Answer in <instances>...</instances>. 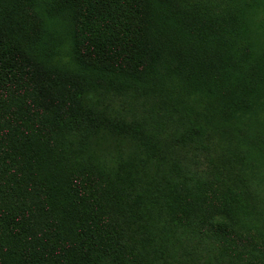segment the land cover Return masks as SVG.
<instances>
[{
  "label": "trees",
  "instance_id": "obj_1",
  "mask_svg": "<svg viewBox=\"0 0 264 264\" xmlns=\"http://www.w3.org/2000/svg\"><path fill=\"white\" fill-rule=\"evenodd\" d=\"M259 11L0 0V264H264L240 140L192 167L264 106Z\"/></svg>",
  "mask_w": 264,
  "mask_h": 264
},
{
  "label": "rangeland",
  "instance_id": "obj_2",
  "mask_svg": "<svg viewBox=\"0 0 264 264\" xmlns=\"http://www.w3.org/2000/svg\"><path fill=\"white\" fill-rule=\"evenodd\" d=\"M263 12L259 11L257 18L263 16ZM147 100L143 99H129L124 102V108L128 111V114H136L139 112H145L147 109ZM200 105V104H197ZM223 116L218 117L214 114L215 120L221 122L224 125L223 128H215L212 126V131L206 137L207 148L200 149L198 151V163L192 164V167L197 170H204L210 167L209 161H218L215 159L219 153L230 154L232 152L233 146L228 147L230 144L237 143V139L240 140L241 150L246 153L247 160H245L242 170L248 173V179L252 183L254 199L256 200V217L257 222L256 228L254 229L257 233L264 236V106L260 108L253 117H249L243 120L242 123L236 122L238 129L241 130L239 135L237 130L231 129L227 124L228 117ZM223 117V119H222ZM229 121V120H228ZM239 136V137H238ZM224 156H227L224 154ZM252 158V160H249ZM211 159V160H210ZM237 165L240 164V160L237 159ZM239 166H235L237 169Z\"/></svg>",
  "mask_w": 264,
  "mask_h": 264
}]
</instances>
